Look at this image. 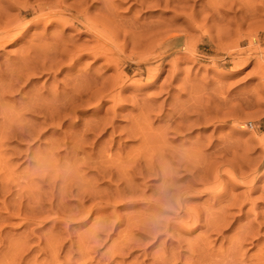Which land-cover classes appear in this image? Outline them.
I'll use <instances>...</instances> for the list:
<instances>
[{"label": "rangeland", "instance_id": "obj_1", "mask_svg": "<svg viewBox=\"0 0 264 264\" xmlns=\"http://www.w3.org/2000/svg\"><path fill=\"white\" fill-rule=\"evenodd\" d=\"M35 1L17 0L0 17V30L19 25L20 35L0 47V82L24 64L27 72L0 100V264H264V11L252 8L260 1L86 0L102 38L72 26L76 12L58 0L36 10ZM91 73L99 83L75 107L68 91ZM165 191L176 197L170 209Z\"/></svg>", "mask_w": 264, "mask_h": 264}, {"label": "bare ground", "instance_id": "obj_2", "mask_svg": "<svg viewBox=\"0 0 264 264\" xmlns=\"http://www.w3.org/2000/svg\"><path fill=\"white\" fill-rule=\"evenodd\" d=\"M4 1H5V0H4ZM6 1H7V0H6ZM10 1H12V0H10ZM38 1H39V3L36 4L37 7L34 8L35 10H36V8L39 9L40 7H41V9H42V7H43L42 4H44V7H45V4H46L47 2H48V3L51 2V0H43L44 2H41V3H40L41 0H38ZM54 1H55V0H54ZM64 1H65V0H64ZM161 1H162V0H134V3H136V2L139 3L140 8H142V7H145V6H146V7H151V6L159 5V3H160ZM164 1H165L166 4L169 3L168 0H164ZM230 1H231V0H230ZM239 1H240V0H239ZM242 1H243V0H241L240 2H242ZM246 1H247V0H246ZM259 1H260L261 5H255V6L252 5V6H253V7H252L253 10H254V9H255V10L259 9V6H260V8L264 9V0H259ZM0 2H1V1H0ZM14 2H15V1H13L12 3H14ZM35 2H37V0H36ZM62 2H63V0H58V1H56V4H57L59 7L65 8V10H66V9L69 10V12H70V11H75L76 14H77V15L75 16V17H76V18H75L76 20H72V22H71V21H68L69 23L71 22L70 24H71L72 26L75 25V24H76V25L80 24V25H82V26L84 27V29H82V30H81L82 27L80 28V31H81V32H83V33L85 32V33H86V31H87V32H88V31H91L93 34H95L94 36L97 37L96 34H99V37H101L100 35H102V34H100V33H98V32H101V30H104V29H103V28H99L100 24H102L101 22H99V20H97L98 18L96 17V16L99 15V14H97V15L95 16L96 20H95L94 18H91V16L89 17V16L87 15V13H88V12H87V11H88V6H87V7H86V6L83 7V5H86V4L84 3V2H86V0H72V4L68 2V3L70 4V6H67V7H64V6L62 5V4H63ZM70 2H71V1H70ZM146 2H150V3H149V4H145ZM183 2H184V0H183ZM211 2H212V1H211ZM215 2H216V1H215ZM217 2H218V1H217ZM224 2L227 3V1H224ZM248 2H249V1H248ZM250 2H251V1H250ZM250 2H249V4L251 5ZM256 2H258V1L255 0V3H254V4H256ZM1 3L3 4V2H1ZM1 3H0V4H1ZM6 3H7V2H6ZM6 3H4V4H6ZM12 3L9 2V0H8V3L6 4V6L4 5V7H3V6L1 5V8L3 7L2 9L0 8V17L2 16L1 18H4V17H5V18H6V17L8 18V16H7L8 14L5 16L6 11H7L6 9H7V8L10 9L11 7H13L14 5H13ZM15 3H17V0H16ZM64 3H65V2H64ZM68 3H67V5H68ZM209 3H210V2H209ZM222 3H223V1H222ZM222 3H221V4H222ZM232 3H233V2H232ZM232 3H231V6H232ZM234 3H235V1H234ZM252 3H253V2H252ZM65 4H66V3H65ZM103 4H104V3H103ZM214 4H215V3H214ZM235 4H236V3H235ZM238 4H240V3H238ZM243 4H244V1H243ZM258 4H259V3H258ZM17 5H18V4H17ZM19 5L21 6V4H19ZM25 5H27V4H25ZM32 5H33V4H32ZM32 5H28V6H32ZM57 5H56L55 7H57ZM91 5H93V3H92ZM91 5H90V6H91ZM100 5H101V4H100ZM217 5H220V4H217ZM217 5H215V6H217ZM241 5H242V4H241ZM241 5H240V6H241ZM245 5H247V2L245 3ZM51 6H53V5H51ZM51 6L49 5V7H51ZM103 6H104V5H103ZM105 6L107 7V10H108V11H111L112 8H111L110 1H109V4H108V3H105ZM105 6H104V7H105ZM186 6H187V5H186ZM190 6H191V5H190ZM190 6H189V7H190ZM210 6H211V4H210ZM212 6H213V5H212ZM215 6H214V7H215ZM248 6H249V5H248ZM248 6H244L245 8H244V7H243V8L246 9ZM15 7H17V6H15ZM15 7H13V8H15ZM46 7H47V6H46ZM91 7H92V6H91ZM106 7H105V8H106ZM112 7H113V5H112ZM223 7H224V6H223ZM22 8H25L24 4H23V7H22ZM57 8H58V7H57ZM57 8H56V9H57ZM101 8H103V7H100V9H101ZM105 8H104V9H105ZM113 8H114V7H113ZM239 8H240V7H239ZM248 8L250 9V6H249ZM58 9H60V8H58ZM214 9H216V8H214ZM228 9H229V8H228ZM236 9H237V8H236ZM249 9H248V10H249ZM262 9L259 10V12H260V11H264V10H262ZM5 10H6V11H5ZM35 10H34V11H35ZM90 10H91V9H90ZM105 10H106V9H105ZM112 10H114V9H112ZM246 10H247V9H246ZM248 10H247V11L244 10L245 13H246V12L248 13ZM4 11H5V12H4ZM43 11H44V10H43ZM43 11H42V12H43ZM61 11H64V10H63V9H62V10L60 9V12H61ZM102 11H103V10H102ZM214 11H216V10H214ZM214 11H212V12H214ZM217 11H218V10H217ZM249 11H250V10H249ZM42 12H40L39 14H41ZM57 12H58V11H57ZM75 12H74V13H75ZM92 12H93V11H92ZM3 13H4V15H3ZM47 13H48V12H47ZM54 13H55V12H54ZM74 13H72L71 16H73ZM113 13H116V12L114 11ZM245 13H244V14H245ZM249 13L252 14L253 11H252V12L250 11ZM255 13H257V12H255ZM52 14H53V13H52ZM52 14H51V15H52ZM58 14H59V12H58ZM58 14H57V15L55 14V16L53 15L54 18H57V21H56V19H54V18L52 17V18L54 19V22H55V21H56V22H59V20H58L59 16H60V17H63V16H64L63 13H62V15L59 14V16H58ZM92 14H94V12H93ZM215 14H216V13H215ZM41 15L44 16V14H41ZM41 15H39V16H41ZM105 15H106V14H105ZM253 15H254V14H253ZM39 16H38V17H39ZM47 16H48V15H47ZM49 16H50V15H49ZM56 16H57V17H56ZM69 16H70V15H69ZM115 16H116V15H115ZM209 16H210V15H209ZM214 16H215V15H214ZM245 16L247 17V15H245ZM248 16H249V15H248ZM250 16H251V15H250ZM36 17H37V15H36ZM36 17H35V19H36ZM73 17H74V16H73ZM92 17H93V16H92ZM117 17H118V16H117ZM243 17H244V16H242V18H243ZM252 17H254V16H252ZM252 17H249V18H252ZM1 18H0V20H1ZM52 18H51V19H52ZM63 18H64V17H63ZM67 18H68V16H67ZM69 18L72 19V17H69ZM240 18H241V17H240ZM244 18H245V17H244ZM33 19H34V18H33ZM39 19H41V17L38 18V20H39ZM48 19H50V18H48ZM64 19H65V18H64ZM71 19H70V20H71ZM112 19H113V18H112ZM117 19H119V18H117ZM135 19H136V18H135ZM204 19H205V18H204ZM60 20H62V19H60ZM113 20H114V19H113ZM132 20H133V19H132ZM132 20H131V21H132ZM223 20H224V19H223ZM243 20H244V19H243ZM256 20H257V18L255 19V21H256ZM1 21H2V20H1ZM3 21H4V20H3ZM9 21H10V20H9ZM15 21H17V20L15 19ZM64 21H65V20H64ZM64 21H63V22H64ZM100 21H101V19H100ZM119 21H120V20H119ZM129 21H130V20H129ZM196 21H197V20H196ZM196 21H195V22H196ZM232 21H233V20H232ZM245 21H246V19H245ZM11 22H12V19H11ZM60 22H61V21H60ZM63 22H62V23H63ZM68 22H65V23L68 24ZM102 22H104V21H102ZM117 22H118V20H117ZM127 22H128V21H127ZM133 22H134V21H133ZM193 22H194V21H193ZM241 22H242V21H241ZM241 22H240V23H241ZM249 22H251V21H249ZM13 23H15V22L13 21ZM16 23H17V22H16ZM131 23H132V22H131ZM50 24H51V23H50ZM103 24H104V23H103ZM135 24H136V23H135ZM196 24H198V23H196ZM235 24H236V23H235ZM238 24H239V23H238ZM251 24H252V23H251ZM256 24H257V23H256ZM17 25H18V24H17ZM56 25H57V24H56ZM63 25H64V24H63ZM128 25H130V24H128ZM132 25H134V24L132 23ZM136 25H137V24H136ZM141 25H142V24H141ZM194 25H195V24H194ZM204 25H205V24H204ZM223 25H224V24H223ZM228 25H229V24H228ZM239 25H240V24H239ZM0 26H3V25L0 24ZM7 26H8V25H5V27H3V28L0 30V47H3L5 44L7 45V44H9V43L14 42V41L17 40L18 37L20 36V35L17 36L19 33L16 32L17 34H16V33L14 34V32H13V30L16 29L19 25H18V26H16V25L14 26V24H13L14 27H13L12 25H10V26H11L10 28H6ZM21 26H22V25H21ZM66 26H68V25H66ZM69 26H70V25H69ZM101 26H102V25H101ZM103 26L105 27L106 25L104 24ZM124 26H125V25H124ZM196 26H198V25H196ZM199 26H200V25H199ZM234 26H236V25H234ZM247 26H248V25H247ZM250 26H251V25H250ZM8 27H9V26H8ZM203 27H205V26H203ZM223 27H225V26H223ZM226 27H229V26H226ZM237 27H239V26H237ZM253 27H254V26H253ZM75 28H76V27H75ZM77 28H78V27H77ZM98 28H99V29H98ZM127 28H128V27H126V29H127ZM143 28H144V27H143ZM195 28H196V27H195ZM197 28H199V27H197ZM100 29H101V30H100ZM126 29H125V30H126ZM128 29H129V28H128ZM130 29H131V28H130ZM150 29H151V28H150ZM248 29H251V28H248ZM76 30H77V29H76ZM78 30H79V28H78ZM139 30H141V29H139ZM239 30H240V29H239ZM14 31H15V30H14ZM112 31H113V30H112ZM205 31H206V30H205ZM227 31H228V30H227ZM236 31H238V30H236ZM115 32H116V30H115ZM115 32H114V33H115ZM126 32H127V31H126ZM206 32H207V31H206ZM239 32H240V31H239ZM247 32H248V31H247ZM250 32H251V31H250ZM256 32H257V31H256ZM83 33H82V34H83ZM85 33H84V34H85ZM88 33H90V32H88ZM59 34H61V33H59ZM105 34H106V33H105ZM111 34H112V33H111ZM133 34H134V33H133ZM79 35H80V34H79ZM115 35H116V34H115ZM140 35H141V34H140ZM246 35H247V34H246ZM249 35H251V34H249ZM249 35H248V36H249ZM59 36H61V35H59ZM107 36H108V35H107ZM109 36H110V35H109ZM109 36H108V37H109ZM117 36H118V35H117ZM134 36H135V35H134ZM137 36H138V35H137ZM66 37H67V36H66ZM110 37H111V36H110ZM114 37H115V36H114ZM135 37H136V36H135ZM138 37H139V36H138ZM141 37H142V36H141ZM141 37L138 38V39H141ZM238 37H239V36H238ZM57 38H58V37L56 36V39H57ZM60 38H61V37H60ZM68 38H69V37H68ZM92 38H93V37H92ZM101 38H102V37H101ZM104 38H105V37H104ZM133 38H134V37H133ZM220 38H221V36H220ZM248 38H249V37H248ZM252 38H253V37H252ZM41 39H42V38H41ZM93 39H95V38H93ZM135 39H136V38H135ZM148 39H149V38H148ZM152 39H155V38H152ZM156 39H157V37H156ZM237 39H238V38H237ZM37 40H38V39H37ZM43 40H44V39H43ZM52 40H53V38H52ZM52 40H51V41H52ZM54 40H55V39H54ZM58 40H59V39H58ZM63 40H64V39H63ZM70 40H71V38H70ZM70 40L67 39V41H70ZM97 40H98V39H97ZM97 40H96V41H97ZM142 40H143V39H142ZM145 40H146V39H145ZM150 40H151V39H150ZM31 41H32V40H31ZM56 41H57V40H56ZM65 41H66V40H65ZM82 41H84V39H83ZM88 41H89V40H88ZM121 41H123V40H121ZM137 41H139V40H136V42H137ZM252 41H253V40H252ZM37 42H38V41H37ZM37 42H36V43H37ZM39 42H40V41H39ZM60 42H62V41H60ZM60 42H58V43H59V44H58L59 46H60ZM70 42H71L70 45H71V44H72V45L74 44V40H73V41L71 40ZM72 42H73V43H72ZM84 42H86V41H84ZM94 42H95V40H94ZM98 42H99V41H98ZM98 42H97V43H98ZM139 42H140V41H139ZM141 42H142V41H141ZM143 42H145V41H143ZM143 42H142V43H143ZM146 42H147V41H146ZM151 42H152V41H151ZM239 42H240V41H239ZM33 43H34V42H33ZM51 43H52V42H51ZM56 43H57V42H56ZM68 43H69V42H67V43H63V44L65 45V44H68ZM27 44H28V43H27ZM40 44H41V42H40ZM52 44H54V43H52ZM52 44H51V45H52ZM61 44H62V43H61ZM63 44H62V45H63ZM76 44H77V43H76ZM85 44H87V43H85ZM85 44L83 43V44H81V45H85ZM100 44H101V43H100ZM113 44H114V43H113ZM31 45H32V44H31ZM43 45H44V44H43ZM43 45L41 44V46H43ZM49 45H50V44H49ZM70 45H68V46H70ZM79 45H80V44H79ZM98 45H99V44H98ZM146 45H147V43H146ZM148 45H149V44H148ZM250 45H252V44H250ZM32 46H33V45H32ZM32 46H31V48H32ZM34 46H35V45H34ZM37 46H38V45H37ZM52 46H53V45H52ZM54 46H56V45L54 44ZM54 46H53V47H54ZM85 46H86V45H85ZM96 46H97V45H96ZM151 46H152V45H151ZM151 46H150V47H151ZM258 46H259V45H258ZM26 47H27V46H25V48H26ZM28 47H29V46H28ZM35 47H36V46H35ZM35 47H34V48H35ZM43 47H44V46H43ZM61 47H62V50H64V49L67 47V45H66V47H65V46H61ZM61 47H60V48H61ZM63 47H64V48H63ZM71 47H72V46H71ZM71 47H70V52H71V49H73V50L76 49V48H74V47H76V46H74V45H73V48H71ZM77 47H78V46H77ZM87 47H88V46H87ZM90 47H91V46H90ZM146 47H147V46H146ZM148 47H149V46H148ZM148 47H147V48H148ZM34 48H32V49H34ZM37 48H38V47H37ZM80 48H82V47L80 46ZM80 48H77V49H80ZM22 49H23V48H22ZM28 49H29V48H28ZM28 49H26V51H27ZM35 49H36V48H35ZM38 49H40V50H39V52H40V51H41V48L39 47ZM50 49H51V50H54L53 48H50ZM50 49H49L48 52H50ZM67 49H69V48H66L65 50H67ZM87 49H88V48H87ZM150 49H151V48H150ZM62 50H61V52L64 53L65 50H64V51H62ZM117 50H118V49H117ZM20 51H21V50H20ZM23 51H24V53L26 52L24 49H23ZM29 51H31V50H29ZM35 51H36V53L38 52V50H35ZM35 51H34V52L32 51L33 54L35 53ZM42 51H43V50H42ZM42 51H41V52H42ZM78 51L80 52L81 50H78ZM87 51H88V50H87ZM106 51H108V50H106ZM39 52H38V53H39ZM43 52H44V51H43ZM43 52H42V54H43ZM48 52H47V54H49ZM57 52H58V51L54 52V53H55L54 56H56V53H57ZM59 52H60V50H59ZM59 52H58V53H59ZM61 52H60V53H61ZM67 52L69 53V50H67ZM72 52H73V51H72ZM85 52H86V51H85ZM93 52H94V51H93ZM98 52H99V51H98ZM133 52H134V51H133ZM19 53H20V52H19ZM24 53H23V54H24ZM36 53H35V55H36ZM51 53H52V52H51ZM51 53H50V55L52 56V58L57 59V56L54 57L53 54H51ZM68 53H65L64 56L66 57V56H67L66 54H68ZM94 53H95V52H94ZM96 53H97V52H96ZM146 53H147V52H146ZM74 54H75V53H74ZM78 54H79V53H78ZM88 54H89V53H88ZM102 54L104 55V53H102ZM140 54H141V53H140ZM144 54H145V53H144ZM20 55H21V54H20ZM31 55H32V54H31ZM50 55H49V56H50ZM72 55H73V54H72ZM83 55H84V54H83ZM83 55H82V56H83ZM97 55H98V54H97ZM108 55H109V54H108ZM148 55H149V54H148ZM23 56H24V55H23ZM40 56H41V55H40ZM47 56H48V55H47ZM51 56H50V57H51ZM73 56L75 57V55H73ZM94 56H95V55H94ZM99 56H100V55H99ZM101 56H102V55H101ZM145 56H146V54H145ZM20 57H21V56H20ZM32 57H34V56L32 55ZM35 57H36V56H35ZM35 57H34V59H36L38 56H37L36 58H35ZM50 57H48V58L45 57V59H49ZM61 57H62V54H61ZM65 57H64V58H65ZM67 57H69V56H67ZM70 57H72V56H70ZM74 57H73V59H74ZM79 57H80V56H79ZM102 57H103V56H102ZM107 57H108V56H107ZM140 57H141V60H144V59H142L143 56H140ZM23 58H25V57H23ZM26 58H27V57H26ZM26 58H25V59H26ZM59 58H60V55H59ZM109 58H112V57H109ZM143 58H144V57H143ZM145 58L147 59V57H145ZM25 59H24V60H25ZM69 59H70V58H69ZM69 59H68V60H69ZM73 59H72V60H73ZM77 59H78V58H77ZM77 59H75V60H77ZM79 59H80V58H79ZM138 59H139V58H138ZM29 60H31V59H29ZM32 60H33V59H32ZM36 60H39V59H36ZM40 60H41V59H40ZM42 60H44V59L42 58ZM58 60H59V59H58ZM60 60H62V59H60ZM112 60H113V58H112ZM136 60H137V59H136ZM141 60H140V61H141ZM21 61H22V60H21ZM48 61H52L51 58H50V60H48ZM70 61H71V60H70ZM77 61H79V60H77ZM146 61H147V60H146ZM42 62H43V61H42ZM46 62H47V61H46ZM53 62H54V61H53ZM56 62H57V61H56ZM75 62H76V61H75ZM114 62H115V61H114ZM26 63H28V62H26ZM29 63H31V62H29ZM38 63H40V61H38ZM60 63H61V62H60ZM138 63H141V62H138ZM22 64H23V63H22ZM32 64H33V63H32ZM35 64H36V63H35ZM57 64H58V63H57ZM112 64H113V63H112ZM116 64H117V62H116ZM42 65H44V62H43ZM52 65H53V64H52ZM11 66H12V65H11ZM29 66H31V64H29ZM35 66H38V65L36 64ZM49 66H50V64H49ZM53 66H54V65H53ZM57 66H58V65H57ZM117 66H119V65H117ZM117 66H116V67H117ZM14 67H15V65H14ZM14 67H13V68H14ZM44 67H45V66H44ZM19 68H20V71H21L22 66L19 67ZM24 68H25V64H24L23 69H24ZM26 68H27V67H26ZM29 68H31L32 70H31V69H29L30 71H29L28 69H26V70H28V73L30 72L31 74H33V73H37V72L40 71V67H39V68H36V69L33 67L34 70H33L32 67H29ZM41 68H42V66H41ZM51 68H52V66H51ZM51 68H50V67L48 68V66H47V69H48V70L51 69ZM56 68H57V67H56ZM147 68H148V67H147ZM14 69H15V68H14ZM17 69H18V68H17ZM23 69H22V70H23ZM10 70H11V69H10ZM10 70H9V72H11ZM18 70H19V69H18ZM24 70H25V69H24ZM24 70H23V72H24ZM43 70H44V69H42L41 71H43ZM6 71H7V70H6ZM13 71H14V70H13ZM20 71H19V72L16 71L17 73H13V75H11L12 73L10 74L9 72H6V73H9V75L7 74V75H8V78L5 77L6 74L4 75L5 79H6V78L8 79V80L6 81L7 83H5V84H4V83L1 84L2 81L0 82V84H1V85H0V88H1V89H0V100H1L2 98H4V96L6 97L5 94H7V93H10V94H11L12 92H14V91L16 92V91H17V88H16V86H18V83H17V82L19 81V83H20V80H19V79L22 77V71H21V72H20ZM35 71H36V72H35ZM41 71H40V72H41ZM98 71H99V70H98ZM119 71H121V70H119ZM25 72H26V71H25ZM25 72L23 73V77H25ZM45 72H46V71H45ZM81 72H82V71H81ZM90 72H91V71H90ZM140 72H141V71H140ZM26 73H27V72H26ZM41 73H42V72H41ZM93 73H94V72H93ZM93 73H91L92 75H94V77L92 76L93 79L90 78V76H89V75H91V74H89V75H85V77L89 76V79H90L91 81H89L88 79L85 80V79H83L84 76H83V77L81 76L82 79H81L80 77H78V78H80V79H79V82H77V81L75 80V82H77V83H75V84L72 83V84H73V87H72V89L70 88L71 91H68V94H70V92H71V94H70L69 96H71L72 103H73V101H74V103H75V107L78 106V105H77L78 103L75 102V101H80V102H82L83 100H85V99H83V96H84V95L86 96V91H87L88 88H89L88 85H90L89 83H90V82H91V84H92V83H99V82H97V81H98V78H96V77H95V74H93ZM122 73H124V72L122 71ZM83 74H84V70H83V72H82V75H83ZM117 74H118V73H117ZM117 74H116V75H117ZM119 74H120V73H119ZM146 74H147V77H149L148 82H151V81L154 80L155 72H153V69H152V68H151V69H150V68L146 69ZM0 75H1V74H0ZM33 75H34V74H33ZM262 75H264V74H262ZM26 76H27V74H26ZM78 76H79V75H78ZM97 76H98V75H97ZM100 76H101V75H100ZM126 76H127V75H126ZM23 77H22V78H23ZM85 77H84V78H85ZM101 77H102V76H101ZM117 77H118V76H117ZM120 77H121V76H120ZM68 78H69V77H68ZM0 79H1V77H0ZM25 79H26V78H25ZM25 79H24V80H25ZM76 79H77V78H76ZM118 79H119V80H118ZM120 79H121V78H117L116 83H120V82L122 83L123 80L121 81ZM123 79H125V78H123ZM80 80H82V82H83V80H85V81H84L83 83H80ZM66 81H67V80H66ZM118 81H120V82H118ZM4 82H5V81H4ZM72 82H74V80H72ZM110 82H111L112 87H113V82H114V81H113V80H109V83H110ZM87 83H88V84H87ZM103 83H104V82H103ZM66 84H67V83H66ZM64 85H65V84H64ZM67 85H68V84H67ZM96 85L98 86V84H96ZM104 85H105V84H104ZM106 85H107V83H106ZM109 85H110V84H108V86H109ZM87 86H88V87H87ZM91 86H92V85H91ZM97 86H96V87H97ZM63 87H64V86H63ZM67 87H68V86H67ZM70 87H71V86H70ZM100 87H101V86H100ZM102 87H103V86H102ZM105 87H106V86H105ZM110 87H111V85L109 86V88H110ZM118 87H119V86H118ZM90 88H94V86H93V87H90ZM64 90H65V89H64ZM67 90H69V89H67ZM89 90H91V89H89ZM114 90H116V89H114ZM104 91H105V90H104ZM51 92H52V91H51ZM34 93H36V92H34ZM65 93H67V92H65ZM90 93H91V92H90ZM99 93H100V92H99ZM37 94H38V91H37ZM53 94H54V93H53ZM59 94H60V93H59ZM93 94H94V93H93ZM110 94H111V93H110ZM113 94H114V93H113ZM113 94H112V95H113ZM116 94H117V92H116ZM32 95H33V91H32ZM54 95H55V94H54ZM56 95H57V94H56ZM10 96H11V95H10ZM52 96H53V95H52ZM64 96H65V95H64ZM97 96H98V95H97ZM118 96H119V95H118ZM29 97H31V96H29ZM34 97H35V96H34ZM37 97H38V96H37ZM37 97H36V98H37ZM43 97H45V96H43ZM46 97H47V96H46ZM66 97H67V96H66ZM92 97H93V96H92ZM105 97H106V96H105ZM107 97H108V95H107ZM110 97H111V96H110ZM113 97H114V95H113ZM41 98H42V97H41ZM53 98H54V97H53ZM64 98H65V97H64ZM67 98H68V97H67ZM116 98H117V95H116ZM4 99H5V98H4ZM4 99H3V100H4ZM20 99H21V98H20ZM27 99H28V98H27ZM39 99H40V98H39ZM45 99H46V98H45ZM51 99H52V98L50 97V100H51ZM54 99H56V98H54ZM61 99H63V97H62ZM86 99H87V98H86ZM90 99H91V98H90ZM96 99H97V98H94L93 100H96ZM98 99H99V98H98ZM98 99H97V100H98ZM106 99H107V98H106ZM113 99H114V98H113ZM37 100H38V98H37ZM58 100H59V99H58ZM17 101H18V99H17ZM35 101H36V100H35ZM39 101H40V100H39ZM41 101H42V100H41ZM47 101H48V99H47ZM54 101H55V100H54ZM65 101H67V99L64 100V102H65ZM88 101H89V99H88ZM88 101L86 100V102H88ZM91 101H92V100H91ZM98 101H99V100H98ZM1 102L3 103L2 100H1ZM1 102H0V103H1ZM43 102H44V100H43ZM52 102H53V100H52ZM55 102H56V101H55ZM62 102H63V100H62ZM62 102H61V104H62ZM80 102H79V103H80ZM83 102H84V101H83ZM83 102H82V103H83ZM19 103H20V102H19ZM36 103H37V102H36ZM44 103H45V102H44ZM48 103H49V106H51V105H50V104H51L50 101H48ZM53 103H54V102H53ZM56 103H57V102H56ZM66 103H67V102H66ZM72 103H71V101H70V104H72ZM82 103H81V104H82ZM21 104H22V103H21ZM26 104H27V103H26ZM57 104H58V103H57ZM57 104L55 105V106H56V107H55L56 109H57ZM81 104H80V105H81ZM85 104H86V103H85ZM58 105H59V104H58ZM67 105H68V104H67ZM72 105H73V104H72ZM72 105H71V106H72ZM76 105H77V106H76ZM83 105H84V104H83ZM1 106H2V105H1ZM5 106H6V105H5ZM19 106H20V108H21V105H19ZM23 106H24V105H23ZM42 106H43V104H42ZM46 106H47V108H48V104H46ZM46 106L44 105L43 107L46 108ZM53 106H54V104H53ZM61 106H62V105H61ZM63 106H64V105H63ZM63 106H62V107H63ZM98 106H99V105H98ZM24 107H26V105H25ZM51 107H52V106H51ZM75 107H72L71 109H74ZM79 107H80V106H79ZM2 108H4V104H3ZM20 108H19V109H20ZM29 108H30V110H31L32 112H35V110H38V109H36V108L33 107V106H29ZM38 108L40 109V107H38ZM41 108H42V107H41ZM45 108H44V109H45ZM56 109H55V110H56ZM1 110H2V109H1ZM21 110H22V109H21ZM45 110H46V109H45ZM57 110H59V109H57ZM60 110H62V109H60ZM65 110H66V109H65ZM4 111H5V110H4ZM17 111H18V110H17ZM19 111H20V110H19ZM22 111H25V109H23ZM38 111H40V110H38ZM47 111H48V110H47ZM69 111H70V110H69ZM7 112H8V111H7ZM45 112H46V111H44V113H45ZM60 112H61V111H60ZM5 113H6V112H5ZM18 113H19V112H18ZM18 113H17V114H18ZM50 113H51V112H50ZM50 113H49V114H50ZM58 113H59V112H58ZM53 114H54V113H53ZM59 114H60V113H59ZM59 114H57V115H59ZM44 115H45V114H44ZM46 115H47V114H46ZM51 115H52V114H51ZM180 115H181V114H180ZM10 116H11V115H10ZM20 116H21V113H20ZM14 117H15V116H14ZM21 117H22V116H21ZM47 117H48V116H47ZM49 117H51V116H49ZM58 117H59V116H58ZM58 117H57V118H58ZM17 118H18V117H17ZM17 118H16L15 120H17ZM23 118H24V117H23ZM54 118H55V116H54ZM54 118H53V120H54ZM181 118H182V117H181ZM179 119H180V118H179ZM182 119H183V118H182ZM182 119H180V120H182ZM6 120H7V118H6ZM50 120H52V118H51ZM3 121H4V120H3ZM7 121H8V120H7ZM9 121H10V120H9ZM19 121H20V120H18V122H19ZM58 121H59V120H58ZM58 121H57V122H58ZM1 123H2V122H1ZM20 123H21V122H19V123H17V124H20ZM59 123H60V121H59ZM2 124H3V123H2ZM7 124L9 125L10 123H7ZM96 124H97V123H96ZM139 124H140V123H139ZM4 125H5V122H4ZM21 125H22V124H21ZM49 125H50V124H49ZM53 125H54V124H53ZM92 125H93V124H92ZM137 125H138V124H137ZM2 126H3V125H2ZM6 126H7V125H6ZM9 126H10V125H9ZM22 126H23V125H22ZM4 127H5V126H4ZM136 127H137V126H136ZM131 132H132V131H131ZM133 132L135 133V131H133ZM137 133H138V132H137ZM139 133H140V132H139ZM132 135H134V134H132ZM135 135H136V134H135ZM138 136H140V135H138ZM140 138H141V137H140ZM181 163H182V162H181ZM147 165H150V164H147ZM182 166H183V165H182ZM147 167H148V166H147ZM179 167H180V166H179ZM150 168H151V167H150ZM144 169H145V168H144ZM228 174L231 175L232 172H231V173L229 172ZM233 176H234V175H233ZM233 178H234V177H233ZM234 179H235V178H234ZM249 188H250V186H249ZM179 206H180V203H179Z\"/></svg>", "mask_w": 264, "mask_h": 264}, {"label": "clouds", "instance_id": "obj_3", "mask_svg": "<svg viewBox=\"0 0 264 264\" xmlns=\"http://www.w3.org/2000/svg\"><path fill=\"white\" fill-rule=\"evenodd\" d=\"M164 196H165V207L167 209L174 207L176 203L175 195L172 192L165 191Z\"/></svg>", "mask_w": 264, "mask_h": 264}]
</instances>
